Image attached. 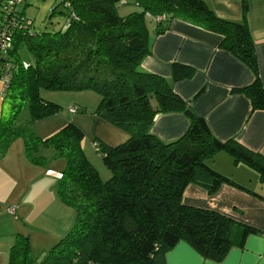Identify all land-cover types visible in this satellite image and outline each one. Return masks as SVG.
<instances>
[{"label": "trees", "instance_id": "16d2710c", "mask_svg": "<svg viewBox=\"0 0 264 264\" xmlns=\"http://www.w3.org/2000/svg\"><path fill=\"white\" fill-rule=\"evenodd\" d=\"M120 1L72 0L75 19L64 29L36 33L17 28L13 33L7 58L12 67L1 92L0 157L20 137L27 159L46 165L39 151L52 147L55 157L66 160L56 194L75 212V223L42 255L32 252L28 236L16 233L7 264H166V253L179 241L202 258L221 262L232 247H243L246 236L261 234L217 211L184 204L182 194L190 183L210 195L225 183L264 199L207 163L225 151L234 165L244 164L264 182V154L234 138L213 135L190 105L203 88L189 101L173 91L171 83L191 78L194 67L172 62L170 80L140 69L151 52L150 32L162 34L172 20L180 19L220 36L219 47L253 74L249 85L231 92L245 94L252 109L264 110L246 0H241L239 21L218 17L207 0H132L138 9L125 16L117 13ZM21 49L31 60L20 57ZM41 91L93 92L99 100L92 114L127 133L128 139L117 146L93 140L109 170L107 179L84 156V133L75 123L45 139L32 135L27 124L16 123L23 107L29 111L28 122L59 112ZM171 112H181L189 125L176 140L163 142L151 133L152 122L157 114Z\"/></svg>", "mask_w": 264, "mask_h": 264}, {"label": "crops", "instance_id": "0c3cea01", "mask_svg": "<svg viewBox=\"0 0 264 264\" xmlns=\"http://www.w3.org/2000/svg\"><path fill=\"white\" fill-rule=\"evenodd\" d=\"M246 2V20L256 45L259 76L264 84V0ZM207 3L220 18L233 21L242 18L241 0H207ZM150 29L153 30V24ZM220 39L215 33L174 19L164 33L154 35L150 32L151 52L142 60L140 69L170 80L172 62L194 67L191 78L171 83L173 91L189 101L203 88L190 105L197 116L206 120L213 135L220 140L234 138L247 148L264 154V110L252 109L245 94L231 92L233 88L249 85L253 74L244 63L219 47ZM1 92L0 81V115ZM91 120L98 140L117 146L128 139L126 133L100 117L93 116ZM188 125V119L181 112L161 113L154 117L151 133L163 142H171L179 138ZM14 161L0 162V264L8 263L15 234L30 235L33 221L49 223L52 236L56 238L66 233L63 231L73 222L69 208L62 204L54 190L60 174L54 181L34 178L25 182L20 173L24 165L16 166L12 164ZM207 163L236 184L264 194V182L259 180L258 174L244 164L234 165L227 152L216 153ZM104 175L108 178L110 173ZM182 202L217 211L255 227L261 234L246 236L243 247H232L221 262L204 259L186 242L179 241L166 253V264H264V199L225 183L210 195L190 183L183 191ZM30 242L39 244L37 249H41L44 240L36 234Z\"/></svg>", "mask_w": 264, "mask_h": 264}, {"label": "rangeland", "instance_id": "374dc122", "mask_svg": "<svg viewBox=\"0 0 264 264\" xmlns=\"http://www.w3.org/2000/svg\"><path fill=\"white\" fill-rule=\"evenodd\" d=\"M68 1L71 2L72 0H23L21 8H23L25 18L30 19L31 21L30 31L40 33L42 31H57L64 29L66 27V24H68L69 22V10L64 5ZM137 9V6L132 2V0H122L117 5V13L120 16H125L133 11H136ZM151 25L152 23L149 22L148 27L150 28ZM19 54L20 57L25 61L31 60V55L26 49H21L19 51ZM41 96L43 99L57 104L59 106V112L40 118L33 122H28L30 121L29 111L26 107H23L19 111V114L16 118V123L27 124L31 134L42 139L52 136L68 122L75 123L81 128L84 133V137L80 143L84 156L95 169L98 176L102 180H105L107 177H105L106 175L104 174H109V170L104 165L103 161L96 151V148L93 145L96 144V142H94L93 140L98 139L94 135L91 120L93 116L97 117L92 113L98 103L99 97L93 92L50 91H41ZM152 103L154 102L152 101ZM7 106L8 105L6 103L5 110L7 109ZM75 106L79 107V110L76 113L70 112V107ZM11 113L12 110L10 114ZM39 154L44 157L46 165H36L31 163L27 159L24 153L23 140L19 137L10 144L7 149V153L0 157V162L8 163V161L15 160L12 164L19 167L24 165V168H21L20 173L23 177V181L25 182H29L30 179L34 178H41L46 181H54L55 176H57L58 178V175L61 174V170L66 167V160L63 157H55L52 147H43L42 149H40ZM54 190L56 191L55 187ZM64 206L69 208V215H73V222L70 223L71 225L69 229L67 228L68 230L65 229V231H63V233H66H61V235L63 234L61 237L56 238L55 236H52L51 230L49 229V223L37 221H33L32 223H30L32 227V230L29 231L30 235H28V233L24 234L28 236L29 242L30 239H34L36 234L38 235V237H41L44 240V242L42 243L43 246H40V248L43 250L37 249V246L39 244L34 245L30 242L31 250L34 254L37 255V253L39 252L48 251L61 238H63L74 225L75 212L71 207H68L66 205ZM12 211H14V209Z\"/></svg>", "mask_w": 264, "mask_h": 264}, {"label": "built area", "instance_id": "2783aa9c", "mask_svg": "<svg viewBox=\"0 0 264 264\" xmlns=\"http://www.w3.org/2000/svg\"><path fill=\"white\" fill-rule=\"evenodd\" d=\"M0 2V69L2 74L0 81L3 88L8 82V74L12 67L8 62V57L13 47V33L17 28H24L27 32H31V21L21 14L23 0H1ZM70 3L68 1L64 5L69 10V19H75ZM70 112L76 113L77 107H70ZM93 145L97 147L96 144Z\"/></svg>", "mask_w": 264, "mask_h": 264}]
</instances>
